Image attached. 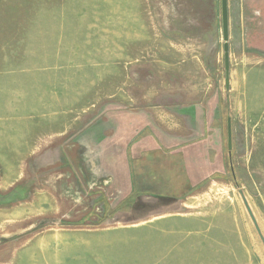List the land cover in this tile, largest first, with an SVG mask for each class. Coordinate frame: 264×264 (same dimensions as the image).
Instances as JSON below:
<instances>
[{
    "label": "rangeland",
    "instance_id": "rangeland-1",
    "mask_svg": "<svg viewBox=\"0 0 264 264\" xmlns=\"http://www.w3.org/2000/svg\"><path fill=\"white\" fill-rule=\"evenodd\" d=\"M234 43L227 87L221 0H0V264H32L36 242L34 264H117L94 259L100 228L172 208L206 235L170 264H264L239 193L264 234V52ZM200 103L206 139L175 148L193 192L158 185L137 213L118 210L152 110L187 138L201 122L190 130L182 110ZM94 172L117 175L120 194L87 186Z\"/></svg>",
    "mask_w": 264,
    "mask_h": 264
},
{
    "label": "crops",
    "instance_id": "crops-1",
    "mask_svg": "<svg viewBox=\"0 0 264 264\" xmlns=\"http://www.w3.org/2000/svg\"><path fill=\"white\" fill-rule=\"evenodd\" d=\"M253 1V4H251L252 0H240L233 7L231 0H228L230 49L236 41L238 45L242 42L243 50L247 45L248 49L253 52H264V14L260 9L261 4H264V0ZM260 42L263 44L261 45ZM252 58L253 56L248 59L249 63L254 61ZM201 105L203 104L189 105L182 110V113L186 115L190 130H194L192 125L193 121L196 120L195 116L201 122L200 127H196L199 135L187 136V138L168 135L167 125L172 126L171 128L180 127V125L176 119H173V115L168 112L152 110V117L142 129L143 137L140 140L144 139L145 143L142 144L140 152L133 155L129 160L132 177L129 176L131 177L129 179V189L123 194H126V196L131 194L145 195L144 200H147L150 195H159L156 194L155 187L170 183L180 192L165 195L175 198L190 193L196 187V178L191 174L193 170L186 171V169L181 168L176 156L179 154L177 153L179 144H182L185 139L191 141L206 139L205 127L209 124V117L206 111V120L203 121V118H200V112H203L201 109H207ZM199 110L201 111L199 112ZM157 116L161 118L159 119L161 122L158 123L159 125H155L158 122L156 121ZM164 127L167 130L164 131L162 129ZM179 130L183 131V129ZM124 169L125 181H128L126 173L129 169L127 167H124ZM179 179L180 182L177 184ZM84 182L91 188L96 186L101 192H105L106 189L110 188L111 195H119L123 188V184L117 175L116 178H110L109 175L104 176L94 172V176L85 179ZM182 186L187 187L184 192L180 190ZM141 208L142 206H140ZM183 211L172 208L160 213L155 211L143 212L146 214L142 217H136V222L119 223L122 226L113 227V229L110 226L100 228V230H103L101 237H94L92 242H88L95 245L96 251H100L99 254L94 256V259L98 260L100 256H103L105 259L117 260V264H127L128 261L134 264H159L162 262L170 264L174 262L176 256H180L182 253L198 246L195 243L196 240L206 235L205 223L185 214ZM137 212L138 210L134 211V213ZM90 226L99 227L101 225L94 224ZM40 246V242H36L30 251H25V257L28 255L32 264L35 262L34 258L36 260L40 259L44 254ZM43 258L45 260V256Z\"/></svg>",
    "mask_w": 264,
    "mask_h": 264
},
{
    "label": "water",
    "instance_id": "water-1",
    "mask_svg": "<svg viewBox=\"0 0 264 264\" xmlns=\"http://www.w3.org/2000/svg\"><path fill=\"white\" fill-rule=\"evenodd\" d=\"M221 10H222V30H223V40H224V51H225V68L227 72V78H226V83L227 87H229V68H230V63H229V7H228V0H221ZM228 142H229V149H231L232 146V131H231V126L229 123V128H228ZM241 199L244 203V206L253 222V225L255 227V230L264 246V234L260 228V225L258 223V220L254 214V211L244 193L243 190H239Z\"/></svg>",
    "mask_w": 264,
    "mask_h": 264
},
{
    "label": "trees",
    "instance_id": "trees-1",
    "mask_svg": "<svg viewBox=\"0 0 264 264\" xmlns=\"http://www.w3.org/2000/svg\"><path fill=\"white\" fill-rule=\"evenodd\" d=\"M141 134H143V133H141ZM191 192H193V190ZM144 198H145V195L131 194L124 201H122L119 204L120 206L117 209L118 210H122V209H124L126 207H127V209H135V208H139L140 206H145L144 203L146 201L144 200ZM171 198L174 199V200L177 199L176 197L175 198L171 197ZM6 204H9V203H5V205Z\"/></svg>",
    "mask_w": 264,
    "mask_h": 264
}]
</instances>
